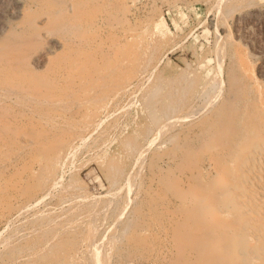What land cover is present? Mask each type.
<instances>
[{
  "label": "rangeland",
  "instance_id": "rangeland-1",
  "mask_svg": "<svg viewBox=\"0 0 264 264\" xmlns=\"http://www.w3.org/2000/svg\"><path fill=\"white\" fill-rule=\"evenodd\" d=\"M259 1L0 0V43L23 46L0 55V264L187 263L161 196L207 169L200 117L229 83L264 92V18H243Z\"/></svg>",
  "mask_w": 264,
  "mask_h": 264
},
{
  "label": "bare ground",
  "instance_id": "bare-ground-1",
  "mask_svg": "<svg viewBox=\"0 0 264 264\" xmlns=\"http://www.w3.org/2000/svg\"><path fill=\"white\" fill-rule=\"evenodd\" d=\"M258 3H259V5H261V8H258V6L257 7L254 6L255 8H253L251 11H249L247 14H245V16L243 18H245V19L250 18L252 20L254 18L257 19L258 17L264 18V0H260ZM72 13L76 14L77 12L76 13L72 12ZM52 19L53 18H51V20H50L51 24L53 23ZM55 19H56V17H55ZM245 19H243V20L245 21ZM235 20H237V19L235 18ZM252 20L250 22H252ZM257 22H259V21H257ZM47 23L49 24V22H47ZM47 23H46V25H47ZM235 23H236V21H235ZM235 23H232V25ZM43 30L46 31L48 29H46V26H45ZM52 31L54 33V30H52ZM16 36L17 35L14 36L15 37L14 41L11 42L14 46V48H11V50L12 49H14V50H12L10 53H9V51H8L9 49L7 47L8 42L4 41V42L0 43V55L1 56H7V57L10 56V58H11L12 56L15 57L20 53L23 46L18 43L19 42V36L18 37H16ZM30 44H29V46H30ZM26 46H28V44H26L24 47H26ZM32 46H31V48H32ZM34 47H36V46H34ZM125 48H127V47L125 46ZM124 50H126V49H124ZM127 50H126V52H127ZM21 54H23V53H21ZM7 57H2V59L3 58L7 59ZM6 65H7V63H6ZM11 66H12V64H11ZM15 69H17V67ZM99 71L101 72V69ZM81 72L82 71H80L78 76L81 74ZM18 74H20V73H18ZM12 76H10V77H12ZM70 76H73V74ZM15 77H16V75H15ZM90 77H89V79H90ZM251 78H253V77H251ZM8 79L6 81H8ZM54 79H55V77H54ZM95 80L92 79V82H91V84L93 83L92 86H94L96 84ZM58 81H60V80H58ZM3 84H4V82H3ZM92 86L89 88L92 89ZM209 88H211V87H209ZM50 92H51V90H50ZM213 93H215V92H213ZM222 95H220V96L222 97ZM217 99H220V98H217ZM217 99H215V100H217ZM209 102H211V101H209ZM209 102H208V104H209ZM203 103L205 104V102H203ZM204 107H206V106L204 105ZM204 107H202L203 110L205 109ZM208 107L209 106H207V108ZM199 108L197 109V111L199 110ZM200 114L202 115V113H199V115ZM189 116H190V114H189ZM202 116L203 117H200V118L202 119V121L204 120V122H203V127H204L203 135L206 134L208 136V138H206L207 142L205 140L200 145L205 146L206 149L208 150L209 154H210L207 169H203V168L199 167L195 171L192 170L193 172L190 171L191 177L189 176L190 178H188L189 183L187 182V184H188L187 185L188 186L187 192H184V191L182 192L181 190L177 189L180 185L178 186V184H175V185H172V187H170L171 190H165L161 196L162 200H163V198L167 199V197L173 196V199H175V201H177L179 203V209L178 210L167 211V217H166L167 219L165 220V221H167V223L163 227L165 232L168 235H170V240H171L170 241L171 244L169 245V248H171V250L169 251L168 254L171 256V258H174L176 255L187 257L188 260H187L186 264H264V92H262L260 90L259 84L257 83V80L254 78L250 79V81H248L246 84H245V82L244 83H242V82L238 83L237 81L234 80V82L232 81L229 83L228 95L226 97H224L222 99V101L217 100V102H214V105L210 106V108L207 111H205V113ZM178 117L180 118L181 116H178ZM184 119L185 118L183 117V120ZM190 119L191 118H189L188 120H190ZM185 121H187V120H185ZM159 127L161 128L162 126H159ZM184 128H185V126H184ZM162 130L160 132H158V134H161ZM190 130H191V128H190ZM164 131H166V130H164ZM167 134H168V132H167ZM154 136L156 139V135H154ZM158 136H160V135H158ZM152 141H153L152 143H154V140H152ZM153 145H155V144H153ZM43 146H44V144L42 145V147ZM53 146H54V144H53ZM150 146H152V145H150ZM49 147H51V146H49ZM52 148L53 147H51V149ZM145 148H146V146H145ZM147 148L149 150V146ZM53 149L52 150L49 149L50 152H52ZM145 150H147V149H145ZM45 152L48 154V152L45 151V148H44V151L42 150V154ZM143 152H144V150H143ZM190 152H192V151H190ZM40 154H38V155H40ZM186 155H187V153H186ZM40 157L41 156H37L35 159L30 160V161L34 162L35 164L40 166L45 162V160L43 158H40ZM190 157H191V155H190ZM193 159H195V158H193ZM163 162H165V161H163ZM159 163H160V161H159ZM195 163H196V161L194 162V165H196ZM156 164H157V161H156ZM166 164H167V161H166ZM197 164H198V162H197ZM30 165L31 164H29L27 167H29ZM179 165L181 166L183 164H179ZM148 168H150V167H148ZM179 168L180 167H178L177 169L179 170ZM163 169L161 168L162 172L164 171ZM158 170H159V168H158ZM178 170H176V171H178ZM189 170H187V171H189ZM183 172H185V171H183ZM182 174H184V173H182ZM131 177H133V175ZM179 178L180 177H178V180H179V183L181 184V182H180L181 180ZM151 179H152V181L154 180L153 176ZM128 180H127V182H128ZM131 181H132V179H131ZM132 182H135V181H132ZM129 183H130V181H129ZM140 183H141V181H140ZM150 183H151V181H150ZM152 183H154V182H152ZM132 184L133 183H131V185ZM149 186H151V184L150 185L148 184L147 187H149ZM163 187H165V186H163ZM182 187H184V186H182ZM122 188H124V187L122 186ZM129 188H130V186L128 187V189ZM128 189H127V191H128ZM109 190H111V189H109ZM130 190H132V188L129 189V192H130ZM149 190H150V188H149ZM121 192H123V190ZM124 192H125V190H124ZM114 193H116V192H114ZM45 195L48 196V194H45ZM158 195H159V193H158ZM44 196H42V197H44ZM120 196H122V195L120 194ZM122 197H124V196H122ZM127 197H129L128 193H127ZM138 198H139V196H138ZM25 200L23 202H25ZM31 200H34V199L31 198ZM126 200H127V198H126ZM128 200H130V199H128ZM128 200L126 201V203L128 202ZM26 203H27L26 204V206H27L28 202L26 201ZM127 205H129V204H127ZM130 205H131V203H130ZM23 206L25 207L24 204H23ZM164 206H166V205H164ZM4 209L9 210L8 207L7 208L5 207ZM153 209H155V207ZM157 209H159V208H157ZM8 212H10V210ZM139 213H141V211ZM141 215L143 216L144 214H139V216H141ZM140 219H139V221H140ZM143 219H144V217H143ZM116 220H117V218H116ZM6 222H7V220H6ZM158 222H159V220H158ZM119 224H120V222H119ZM137 224H140V223H137ZM137 224L135 223L134 229H135V226H137ZM116 226H118V225H116ZM139 226H141V224ZM139 226H137V228H139ZM160 227H162V225H160L159 228ZM139 229H141V228H139ZM111 230H113V229H110V231ZM116 231H117V229H116ZM116 231H114V232H116ZM132 231H134V230H132ZM135 232H136V229H135ZM139 234L141 235L140 232H139ZM140 235L138 238V234H136V236H137V237L135 236L136 239L142 240L140 238ZM147 235H149V234H147ZM147 235H145V236L147 237ZM150 236H151V233H150ZM107 240H108V238H107ZM87 241H88V239H87ZM136 242L137 241H134L133 243H136ZM95 244H97V243H95ZM169 248L167 250H169ZM162 251H163V249H162ZM91 253H90V255H91ZM138 253H139V251H138ZM96 254H98V253H96ZM92 257H96V255L92 256ZM128 257H126L125 259H127ZM86 258H87V256H86ZM150 258H152V257H150ZM104 260H105V258L103 259V261ZM129 260H131V259L129 258ZM94 261L95 260L93 259L92 262H94ZM97 261H99V259ZM176 261H180V260L177 259ZM14 263H11V264H14Z\"/></svg>",
  "mask_w": 264,
  "mask_h": 264
}]
</instances>
